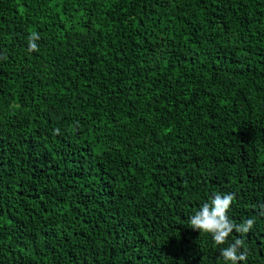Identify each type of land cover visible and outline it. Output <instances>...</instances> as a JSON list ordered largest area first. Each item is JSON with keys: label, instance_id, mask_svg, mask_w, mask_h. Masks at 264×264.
Listing matches in <instances>:
<instances>
[{"label": "trees", "instance_id": "16d2710c", "mask_svg": "<svg viewBox=\"0 0 264 264\" xmlns=\"http://www.w3.org/2000/svg\"><path fill=\"white\" fill-rule=\"evenodd\" d=\"M217 194L254 220L220 246L189 223ZM235 239L264 264V0H0V264H226Z\"/></svg>", "mask_w": 264, "mask_h": 264}, {"label": "clouds", "instance_id": "9594fccd", "mask_svg": "<svg viewBox=\"0 0 264 264\" xmlns=\"http://www.w3.org/2000/svg\"><path fill=\"white\" fill-rule=\"evenodd\" d=\"M39 39L38 33H31L29 36V51H37L38 46L35 41ZM57 134L59 130H56ZM234 199L233 194H225L223 196L217 194L210 203H204L198 211L190 218L189 223L192 230L209 234L217 246L224 245L228 241V237L235 230L236 232L246 233L254 224L253 219H248L243 225H235L227 217V211ZM243 239H235L226 248H222L220 255L226 264H238L247 258L246 252H239L243 247ZM239 253V254H238Z\"/></svg>", "mask_w": 264, "mask_h": 264}]
</instances>
